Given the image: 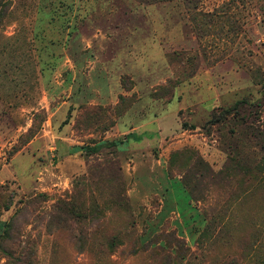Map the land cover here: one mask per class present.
I'll use <instances>...</instances> for the list:
<instances>
[{
    "label": "rangeland",
    "instance_id": "374dc122",
    "mask_svg": "<svg viewBox=\"0 0 264 264\" xmlns=\"http://www.w3.org/2000/svg\"><path fill=\"white\" fill-rule=\"evenodd\" d=\"M0 222V264H264V0H0Z\"/></svg>",
    "mask_w": 264,
    "mask_h": 264
},
{
    "label": "trees",
    "instance_id": "16d2710c",
    "mask_svg": "<svg viewBox=\"0 0 264 264\" xmlns=\"http://www.w3.org/2000/svg\"><path fill=\"white\" fill-rule=\"evenodd\" d=\"M118 143H123V141L122 140L100 141V142L95 143L94 145H91V146H87V145L82 146V148L86 149V151H88V152H97L102 147L115 146ZM63 203L68 204V203L62 201V204ZM96 212H97V210H96ZM4 229H5V222H0V237H1L2 233L4 232Z\"/></svg>",
    "mask_w": 264,
    "mask_h": 264
}]
</instances>
